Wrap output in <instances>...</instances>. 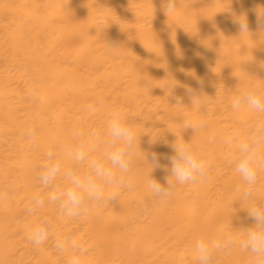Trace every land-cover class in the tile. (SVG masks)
<instances>
[{
  "label": "bare ground",
  "instance_id": "6f19581e",
  "mask_svg": "<svg viewBox=\"0 0 264 264\" xmlns=\"http://www.w3.org/2000/svg\"><path fill=\"white\" fill-rule=\"evenodd\" d=\"M165 6L0 0V264H67L55 247L60 236L86 243L83 264H197V239L239 241L253 225L247 211L264 206V169L249 187L229 162L235 149L224 137L247 138L264 121L246 105L232 107L244 90L264 96V0H177L173 13ZM112 111L136 136L125 174L131 186L107 188L114 200L66 217L39 181L47 153L62 169L75 167L65 149L95 132L89 155L103 159ZM175 142L206 161L208 175L185 184L170 176L173 194L161 200L147 181L167 186ZM153 152L161 165L154 170ZM64 183L61 173L55 184ZM36 195L44 204L29 212ZM42 220L49 237L37 246L29 235ZM211 264L264 261L235 243L215 250Z\"/></svg>",
  "mask_w": 264,
  "mask_h": 264
},
{
  "label": "clouds",
  "instance_id": "9594fccd",
  "mask_svg": "<svg viewBox=\"0 0 264 264\" xmlns=\"http://www.w3.org/2000/svg\"><path fill=\"white\" fill-rule=\"evenodd\" d=\"M177 7V0H166L165 12L173 13ZM241 32L248 31L246 22H240ZM195 97V96H193ZM43 101V97L40 98ZM258 113H264V96L252 90H244L232 98V107L238 110L241 106ZM91 108V106H89ZM94 110V109H93ZM203 126V122L200 125ZM193 128L191 122H185V128ZM27 135L35 140L34 130L29 129ZM107 136L109 138V150L103 159L93 158L90 151L96 150L97 134L93 132L87 143H79L65 149L68 157L74 162L75 167L62 169V163L54 152L47 153L39 173V181L45 187H51L47 193V200L59 206L63 215L69 218L84 214L89 205H102L106 200H114L115 193L106 196L107 188L130 187L131 182L126 180L131 160L130 152L136 140L135 133L128 125L119 111H112L107 122ZM224 143L234 152L229 153V162L234 165L235 172L250 187L257 180V173L264 169V121L257 122L254 130L247 138H241L239 132L233 131L224 137ZM173 154L168 157L170 167L166 168L169 175L165 178L166 185L149 176L147 187L149 191L161 200H167L173 194L174 185L169 177H173L176 183L185 184L204 180L208 175L206 161L199 158L187 143H173ZM148 161L153 165V170L160 168L159 156L151 153ZM81 168L83 169L81 171ZM63 173L64 185L55 184L57 177ZM237 192L240 188L237 187ZM248 191L244 196H249ZM44 198L36 195L34 208L42 207ZM254 221L253 225L245 229L243 239L237 241L232 235H226L222 241L197 239L194 252L197 264H211L215 250L227 248L235 243L252 254L257 261H264V206L252 207L247 211ZM49 237L47 222L42 220L33 227L29 239L39 246ZM58 252L67 255V264H83L82 257L87 252L86 243L71 236H60L55 240ZM179 264H184L180 258Z\"/></svg>",
  "mask_w": 264,
  "mask_h": 264
}]
</instances>
